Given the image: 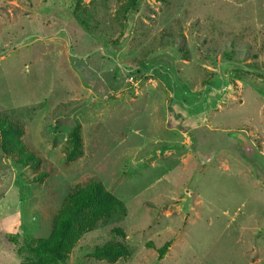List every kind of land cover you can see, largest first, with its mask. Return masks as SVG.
<instances>
[{
	"label": "rangeland",
	"instance_id": "obj_1",
	"mask_svg": "<svg viewBox=\"0 0 264 264\" xmlns=\"http://www.w3.org/2000/svg\"><path fill=\"white\" fill-rule=\"evenodd\" d=\"M129 1L0 0V113L42 157L0 149V264H33L30 238L89 180L126 212L66 264H264V0ZM113 228L126 249L93 254Z\"/></svg>",
	"mask_w": 264,
	"mask_h": 264
},
{
	"label": "trees",
	"instance_id": "obj_2",
	"mask_svg": "<svg viewBox=\"0 0 264 264\" xmlns=\"http://www.w3.org/2000/svg\"><path fill=\"white\" fill-rule=\"evenodd\" d=\"M134 6L135 0H130L129 4L122 6L121 12L127 13L130 9H134ZM0 133L2 137L0 149L5 155L29 168H37L42 165V157L24 140V126L8 114L0 113ZM64 150L68 161H74L83 155V139L79 125H74L71 128ZM51 167L52 165L50 169ZM48 175H50V171H43L33 180H41ZM119 212L125 214L124 204L100 181L89 180L76 185L64 197L59 212L52 216L50 235L45 238H30L31 250H33L36 259L32 263L66 264L67 259L63 253L65 249L74 244L88 230L94 228L98 222H104ZM112 232L121 238L117 240V246L110 244L96 246L92 250L93 254L111 258L121 255L122 250L126 249L123 242L125 234L120 228H113Z\"/></svg>",
	"mask_w": 264,
	"mask_h": 264
}]
</instances>
